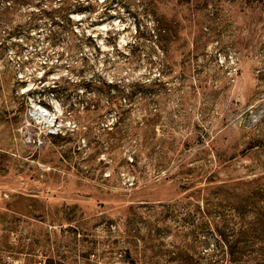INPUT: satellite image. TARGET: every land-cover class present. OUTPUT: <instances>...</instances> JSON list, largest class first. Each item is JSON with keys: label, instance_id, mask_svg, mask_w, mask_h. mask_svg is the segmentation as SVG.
<instances>
[{"label": "rangeland", "instance_id": "obj_1", "mask_svg": "<svg viewBox=\"0 0 264 264\" xmlns=\"http://www.w3.org/2000/svg\"><path fill=\"white\" fill-rule=\"evenodd\" d=\"M0 264H264V0H0Z\"/></svg>", "mask_w": 264, "mask_h": 264}, {"label": "bare ground", "instance_id": "obj_2", "mask_svg": "<svg viewBox=\"0 0 264 264\" xmlns=\"http://www.w3.org/2000/svg\"><path fill=\"white\" fill-rule=\"evenodd\" d=\"M48 121V122H51L52 121V114H48V113H46V112H42V121ZM49 120H51V121H49ZM54 126H55V124H54Z\"/></svg>", "mask_w": 264, "mask_h": 264}]
</instances>
